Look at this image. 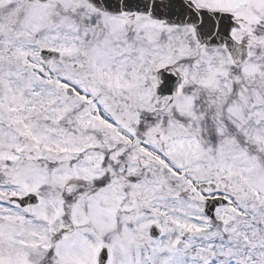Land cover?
Instances as JSON below:
<instances>
[{"label": "snow or ice", "instance_id": "snow-or-ice-1", "mask_svg": "<svg viewBox=\"0 0 264 264\" xmlns=\"http://www.w3.org/2000/svg\"><path fill=\"white\" fill-rule=\"evenodd\" d=\"M0 264H264V0H0Z\"/></svg>", "mask_w": 264, "mask_h": 264}]
</instances>
